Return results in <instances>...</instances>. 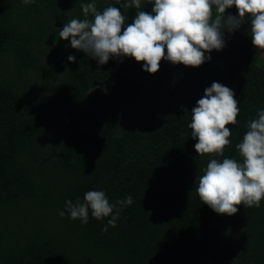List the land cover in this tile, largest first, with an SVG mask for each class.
Returning a JSON list of instances; mask_svg holds the SVG:
<instances>
[{
    "label": "trees",
    "instance_id": "obj_1",
    "mask_svg": "<svg viewBox=\"0 0 264 264\" xmlns=\"http://www.w3.org/2000/svg\"><path fill=\"white\" fill-rule=\"evenodd\" d=\"M91 2L0 0V264H264V199L228 216L195 190L211 159L241 161L236 145L264 109V50L250 20L201 66L162 60L150 74L131 57L98 65L60 39ZM124 2L96 6L120 8L127 26L137 10ZM213 82L240 108L223 157L199 155L188 128ZM92 190L110 204L133 198L107 232L111 216L90 211L84 224L66 210Z\"/></svg>",
    "mask_w": 264,
    "mask_h": 264
},
{
    "label": "clouds",
    "instance_id": "obj_2",
    "mask_svg": "<svg viewBox=\"0 0 264 264\" xmlns=\"http://www.w3.org/2000/svg\"><path fill=\"white\" fill-rule=\"evenodd\" d=\"M23 2L29 4L34 0ZM145 4L153 5L150 12L142 10ZM233 6L238 16L226 15V10ZM121 7L137 10L127 26L118 7L108 6L99 11L96 0L82 4L85 18H73L64 24L60 39H70L72 48L84 52L98 65L112 58L122 62V58L131 57L143 62L144 71L155 74L162 60L174 65L201 66L211 59L206 52L225 47V31L232 34L249 19L252 44L264 50V0H125ZM68 60L75 62V57L69 56ZM234 96L232 89L213 82L192 108L188 128L197 140L194 147L199 155L224 156L232 135L227 125L238 124L240 113L239 101ZM247 128L242 142L236 145L241 161L211 159L204 174L197 177L195 190L200 200L217 214L232 216L239 205L259 208L264 199V109L247 122ZM132 203L129 195L110 204L104 191L92 190L84 194L83 202L78 199L73 204L67 200L65 206L72 220L79 219L84 224L88 223L90 211L97 220L111 216L102 228V232H107L108 226L116 227L120 208ZM59 215L63 217L65 212L60 211Z\"/></svg>",
    "mask_w": 264,
    "mask_h": 264
}]
</instances>
